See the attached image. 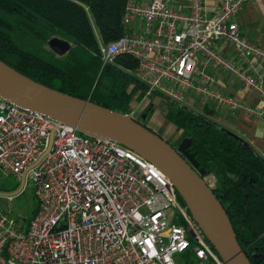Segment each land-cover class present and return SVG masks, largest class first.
<instances>
[{
    "label": "built area",
    "instance_id": "obj_1",
    "mask_svg": "<svg viewBox=\"0 0 264 264\" xmlns=\"http://www.w3.org/2000/svg\"><path fill=\"white\" fill-rule=\"evenodd\" d=\"M183 1L185 8L177 0H126L123 32L98 44L101 64L127 52L136 57L132 73L143 96L184 102L192 93L202 104L215 100L264 118V44L235 20L246 0H220L211 12L204 0ZM133 19L140 25H127ZM200 61L229 71L263 104L215 89ZM0 175L17 180L3 195L29 183L35 198L21 222L0 208V264H224L154 163L116 139L2 97Z\"/></svg>",
    "mask_w": 264,
    "mask_h": 264
},
{
    "label": "trees",
    "instance_id": "obj_2",
    "mask_svg": "<svg viewBox=\"0 0 264 264\" xmlns=\"http://www.w3.org/2000/svg\"><path fill=\"white\" fill-rule=\"evenodd\" d=\"M125 1L0 0V60L46 86L128 112L145 92L132 73L136 57L119 52L111 62L101 64L98 46V39L104 42L123 32ZM51 35L68 40L62 54L47 45ZM162 97L164 116L178 131L179 140L191 137L187 150L204 169L203 176L214 175L210 188L223 205L238 243L253 264H264V256L258 261L253 257L264 255V156L210 118L205 109ZM151 110L148 105L140 114L145 119ZM144 119L139 121L146 125Z\"/></svg>",
    "mask_w": 264,
    "mask_h": 264
},
{
    "label": "water",
    "instance_id": "obj_3",
    "mask_svg": "<svg viewBox=\"0 0 264 264\" xmlns=\"http://www.w3.org/2000/svg\"><path fill=\"white\" fill-rule=\"evenodd\" d=\"M49 48L62 54L68 40L51 35ZM0 97L79 128L113 139L151 161L175 187L192 218L224 264H253L237 241L231 221L210 188L204 169L187 150L191 137L172 145L148 125L125 112L61 92L16 71L0 60ZM263 254H253L260 260Z\"/></svg>",
    "mask_w": 264,
    "mask_h": 264
},
{
    "label": "crops",
    "instance_id": "obj_4",
    "mask_svg": "<svg viewBox=\"0 0 264 264\" xmlns=\"http://www.w3.org/2000/svg\"><path fill=\"white\" fill-rule=\"evenodd\" d=\"M204 1L208 12H211L212 8L220 2V0ZM177 3L181 5L182 8H185L183 0H177ZM235 20L239 26L240 31L244 35L252 38L260 44H264V0H246L242 7L236 13ZM135 25H140L139 19H133L130 21L129 26L133 27ZM92 26L96 33L93 23ZM217 44L218 47L227 55H235V52L230 43L223 40H218ZM239 64L241 66H244L242 62H240ZM200 68H202L204 72L213 74V87L218 91L235 97L245 105L260 106L263 104L260 97L254 90L244 86L229 71L219 67H215L210 62L202 65L201 61ZM257 68L260 70L261 66L257 64ZM137 104L136 101H134L130 108H136ZM185 104L198 111H203L205 109L206 114L210 118L215 120L223 127L241 136L258 153L264 156V118L248 115L243 109L240 108L230 110L215 100H209L208 102L202 104L192 93H188ZM130 111H132V109L128 110V112ZM161 135L162 137H165L163 136V134ZM209 176L212 177L209 178ZM207 179L210 185L214 184L215 177L213 174H208ZM33 205H35V202Z\"/></svg>",
    "mask_w": 264,
    "mask_h": 264
},
{
    "label": "rangeland",
    "instance_id": "obj_5",
    "mask_svg": "<svg viewBox=\"0 0 264 264\" xmlns=\"http://www.w3.org/2000/svg\"><path fill=\"white\" fill-rule=\"evenodd\" d=\"M130 25V22L127 23ZM100 39H98V44L102 43ZM137 107L131 110L134 116L141 115L140 112L148 105L152 106V110L148 113L147 117L144 119L150 128L155 130L159 134H163L164 138H167L171 143L177 145L179 134L173 128V124L170 123L164 116L166 104L165 100L161 95H148L142 96L139 100H135ZM184 105L186 101L181 102ZM188 107H191L187 105ZM162 136V135H161ZM16 179L11 176H3L0 175V208L4 210H8L9 214L17 220V222L24 221L30 215L31 208L35 202V198L32 193V189L29 183L23 187V189L13 194L12 197H7L3 195L5 193H12L15 190L14 183H16Z\"/></svg>",
    "mask_w": 264,
    "mask_h": 264
},
{
    "label": "flooded vegetation",
    "instance_id": "obj_6",
    "mask_svg": "<svg viewBox=\"0 0 264 264\" xmlns=\"http://www.w3.org/2000/svg\"><path fill=\"white\" fill-rule=\"evenodd\" d=\"M135 118H138L139 120H143L144 119V116H143V114L142 115H138V116H136ZM147 125V124H146ZM161 135V134H160ZM173 144V143H172ZM174 145V144H173Z\"/></svg>",
    "mask_w": 264,
    "mask_h": 264
},
{
    "label": "bare ground",
    "instance_id": "obj_7",
    "mask_svg": "<svg viewBox=\"0 0 264 264\" xmlns=\"http://www.w3.org/2000/svg\"><path fill=\"white\" fill-rule=\"evenodd\" d=\"M212 176H209V178H211Z\"/></svg>",
    "mask_w": 264,
    "mask_h": 264
}]
</instances>
